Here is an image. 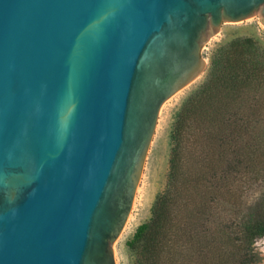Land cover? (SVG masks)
Here are the masks:
<instances>
[{
	"label": "water",
	"instance_id": "1",
	"mask_svg": "<svg viewBox=\"0 0 264 264\" xmlns=\"http://www.w3.org/2000/svg\"><path fill=\"white\" fill-rule=\"evenodd\" d=\"M264 0H0V264H116L162 106Z\"/></svg>",
	"mask_w": 264,
	"mask_h": 264
},
{
	"label": "trees",
	"instance_id": "2",
	"mask_svg": "<svg viewBox=\"0 0 264 264\" xmlns=\"http://www.w3.org/2000/svg\"><path fill=\"white\" fill-rule=\"evenodd\" d=\"M169 172L127 242L134 264H259L264 238V48L218 47L170 131Z\"/></svg>",
	"mask_w": 264,
	"mask_h": 264
},
{
	"label": "rangeland",
	"instance_id": "3",
	"mask_svg": "<svg viewBox=\"0 0 264 264\" xmlns=\"http://www.w3.org/2000/svg\"><path fill=\"white\" fill-rule=\"evenodd\" d=\"M243 37L255 39L264 48V17L261 10L244 21L223 22L202 46L201 56L206 63L200 75L162 106L131 212L121 234L113 244L116 264L135 263V254L128 247L127 242L133 237L136 229L149 220L157 195L165 189L171 150L169 136L176 111L205 79L214 51L220 46ZM255 249L261 258L259 264H264V238L256 241Z\"/></svg>",
	"mask_w": 264,
	"mask_h": 264
}]
</instances>
